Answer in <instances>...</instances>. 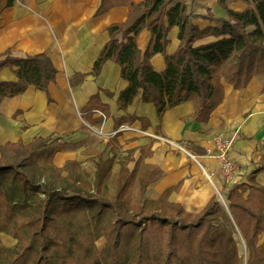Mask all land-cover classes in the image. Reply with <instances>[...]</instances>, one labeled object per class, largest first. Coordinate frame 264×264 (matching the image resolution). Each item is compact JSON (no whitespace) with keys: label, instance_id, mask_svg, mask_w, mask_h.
Returning a JSON list of instances; mask_svg holds the SVG:
<instances>
[{"label":"trees","instance_id":"trees-1","mask_svg":"<svg viewBox=\"0 0 264 264\" xmlns=\"http://www.w3.org/2000/svg\"><path fill=\"white\" fill-rule=\"evenodd\" d=\"M14 0H8L12 6ZM174 0H101L96 15L114 7L129 9L126 20L107 27L108 41L92 68L98 76L103 64L120 67L127 87L118 104L124 110L138 94L152 104L159 119L172 108L192 101V118L207 123L222 102L224 84L242 90L254 77H264V0H241L242 12L229 8V0H217L227 18L219 27L200 30L190 22L185 5ZM214 21V19L212 18ZM179 28L180 44L174 54H166L169 30ZM147 30L151 39L144 52L137 36ZM214 36L218 40L200 46L196 41ZM161 54L165 69L153 70L150 59ZM8 68L15 81L0 80V104L5 98L23 94L29 86L45 92L58 70L44 54L15 56L10 50L0 54V71ZM82 75L71 83L82 81ZM95 110L107 113L98 95L90 97L81 110L90 125ZM142 123L146 121L141 120ZM51 138H35L0 144V233L17 241L13 249L0 241V264H242L236 231L242 235L246 264H264V188L254 176L251 184H238L226 193L228 212L217 197L198 213H188L181 205L168 202L170 191L158 200L144 198L146 188L162 171L156 166L138 172L137 163L128 169L131 157H120L112 147L93 158V174L81 163L68 160L60 168L50 159ZM109 146V145H108ZM47 160L39 162V157ZM119 171L113 195L108 180L114 165ZM138 181L140 203L131 205L130 190ZM103 236L105 247L98 251L96 238Z\"/></svg>","mask_w":264,"mask_h":264},{"label":"crops","instance_id":"crops-1","mask_svg":"<svg viewBox=\"0 0 264 264\" xmlns=\"http://www.w3.org/2000/svg\"><path fill=\"white\" fill-rule=\"evenodd\" d=\"M7 2L0 0V54L7 50L15 56L44 54L58 73L48 84L50 102L47 94L34 86L1 102L0 144L19 140L28 144L35 138L49 137L48 148L55 151L50 159L54 166L60 168L66 161L75 160L91 174L95 170L93 158L112 147L121 158L131 157L129 170L137 163L138 172L149 166L162 171L160 178L146 188L145 199L158 200L170 191L168 202L181 205L188 213L200 212L212 198L218 200V193H227L235 185H250L253 174L264 167V77H254L242 90L224 84L223 100L207 123L193 120L192 101L168 110L161 119L152 104L141 101V94L122 110L118 96L127 82L121 78L120 67L106 61L95 77L92 68L108 41L107 27L124 22L129 13L127 7H114L97 16L101 0H14L10 7ZM176 3L186 6L190 22L200 30L219 27V21L227 18L217 0H174L171 6ZM229 8L242 12L247 4L229 0ZM178 33L179 28L174 26L167 34L168 56L180 44ZM150 39L147 30L137 36L141 52ZM218 39L208 36L196 41L195 46ZM150 64L157 73L165 69L161 54L154 55ZM76 75L83 79L72 84ZM0 80L10 82L16 77L5 68L0 71ZM94 95L108 110L106 114L95 110L92 118L101 122L90 125L81 110ZM91 126L97 131L90 132ZM215 133L234 136L230 157L236 169L229 184L220 174L208 145ZM41 158L47 160L43 154ZM118 171L116 164L108 180L113 182L112 192ZM254 181L264 188V173L256 174ZM139 191L136 181L130 190L132 206L140 203ZM0 241L9 249L17 244L5 233H0ZM263 243L264 232L259 236V244Z\"/></svg>","mask_w":264,"mask_h":264},{"label":"built area","instance_id":"built-area-1","mask_svg":"<svg viewBox=\"0 0 264 264\" xmlns=\"http://www.w3.org/2000/svg\"><path fill=\"white\" fill-rule=\"evenodd\" d=\"M102 117H104L103 114ZM233 141L234 136H227L223 133H215L208 141L213 152L212 157L217 161L219 172L227 184L232 181L236 169L235 163L230 157Z\"/></svg>","mask_w":264,"mask_h":264},{"label":"rangeland","instance_id":"rangeland-1","mask_svg":"<svg viewBox=\"0 0 264 264\" xmlns=\"http://www.w3.org/2000/svg\"><path fill=\"white\" fill-rule=\"evenodd\" d=\"M89 131L90 132H92V133H94V132H96L97 130L96 129H94V127H90L89 128ZM98 133V132H97ZM39 159V162H40V164H42V161L44 160L43 158H41V157H39L38 158ZM90 166H92V165H90ZM108 185V190H107V194L108 195H110V193L111 194H113L114 192H112V190L111 189H113V182H111V183H108L107 184ZM111 190V191H110ZM220 196H224L225 197V199H226V193H225V191H223V192H220V194L218 195V203H219V205L221 206V208L225 211V212H227V210H226V208L228 207V201H227V199H226V204H222L221 203V201H220ZM134 197V199H136V196H133ZM228 215H230V213H229V211H228V213H227ZM234 228V230L236 231V234H235V240L237 241V243H238V247H239V250H240V247H241V245H242V242H243V240H242V237H241V234H240V232L239 231H237L238 229L234 226L233 227ZM105 239H104V237L103 236H98L97 238H96V241H95V245H96V248L98 249V251H102V249L105 247ZM241 255V254H240ZM241 257H242V264H244V261H245V258H246V260H247V250H246V254H244V255H241Z\"/></svg>","mask_w":264,"mask_h":264},{"label":"water","instance_id":"water-1","mask_svg":"<svg viewBox=\"0 0 264 264\" xmlns=\"http://www.w3.org/2000/svg\"><path fill=\"white\" fill-rule=\"evenodd\" d=\"M218 195H219V193H218ZM226 210H227V212L229 211L228 207L226 208ZM245 250H246V245H245V242L243 241L242 245L240 247V254L244 255L245 254Z\"/></svg>","mask_w":264,"mask_h":264},{"label":"bare ground","instance_id":"bare-ground-1","mask_svg":"<svg viewBox=\"0 0 264 264\" xmlns=\"http://www.w3.org/2000/svg\"><path fill=\"white\" fill-rule=\"evenodd\" d=\"M220 201H221V203H222L223 205L226 204V199H225L224 196H220ZM245 254H246V250H245Z\"/></svg>","mask_w":264,"mask_h":264}]
</instances>
